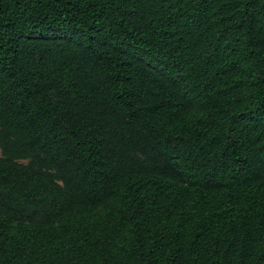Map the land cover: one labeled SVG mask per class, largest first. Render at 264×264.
I'll return each mask as SVG.
<instances>
[{
  "label": "trees",
  "instance_id": "1",
  "mask_svg": "<svg viewBox=\"0 0 264 264\" xmlns=\"http://www.w3.org/2000/svg\"><path fill=\"white\" fill-rule=\"evenodd\" d=\"M0 264H264V0H0Z\"/></svg>",
  "mask_w": 264,
  "mask_h": 264
},
{
  "label": "rangeland",
  "instance_id": "2",
  "mask_svg": "<svg viewBox=\"0 0 264 264\" xmlns=\"http://www.w3.org/2000/svg\"><path fill=\"white\" fill-rule=\"evenodd\" d=\"M0 157H1V151H0Z\"/></svg>",
  "mask_w": 264,
  "mask_h": 264
}]
</instances>
